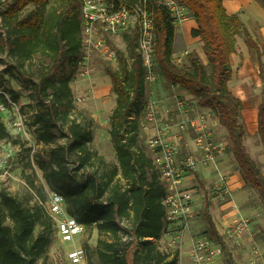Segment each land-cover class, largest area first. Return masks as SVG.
I'll list each match as a JSON object with an SVG mask.
<instances>
[{"label":"trees","instance_id":"trees-1","mask_svg":"<svg viewBox=\"0 0 264 264\" xmlns=\"http://www.w3.org/2000/svg\"><path fill=\"white\" fill-rule=\"evenodd\" d=\"M130 4L142 2L156 24V62L166 93L178 85L194 97L198 105L210 109L229 134L231 148L244 182L257 190L264 201V172L245 145L246 129L241 123L243 103L229 89L233 78L231 56L237 53L238 38L255 51L264 82L262 37H255L238 15H229L223 0H175L194 18V38L203 42L206 65L197 52L188 54V65L173 58L176 20L167 0H105ZM264 3V0H260ZM0 0V55L5 57L6 73L30 90L35 102L32 126L37 145L49 146L59 139L65 144L49 150L38 159L45 187L64 196L68 213L86 227H95L100 239L93 248L83 247L87 264H175L179 252H167L161 239L175 223L166 220L163 204L166 190L155 170L151 152L141 147L140 117L149 98L142 60L138 54V34H125L129 55L119 51V69L106 67L116 95L110 115V136L118 164L110 165L90 148L92 135L74 118L72 82L82 59L81 0ZM36 9L25 13L29 6ZM4 60L0 59V63ZM6 93V92H5ZM14 102L20 95L10 90ZM7 94V93H6ZM1 97V96H0ZM3 100L6 98L2 95ZM26 126L29 115L22 109ZM258 135L264 148V86L258 114ZM11 136L0 120V141ZM126 181L123 185L117 177ZM30 191L37 203L28 207L13 194L0 192V264H38L46 256L56 228L36 196L46 200L43 187L34 179ZM209 239L223 243L212 216L206 215ZM43 230L36 233V228ZM173 227V228H171ZM205 234V235H207Z\"/></svg>","mask_w":264,"mask_h":264},{"label":"built area","instance_id":"built-area-1","mask_svg":"<svg viewBox=\"0 0 264 264\" xmlns=\"http://www.w3.org/2000/svg\"><path fill=\"white\" fill-rule=\"evenodd\" d=\"M82 20V59L76 79H90L93 74V65L96 59L113 65L119 62V51L112 41L122 40L125 34L137 31L138 54L142 60L145 83L149 90V98L144 112L140 117V126L143 132L151 137L147 147L152 154L155 170L160 175L166 190L164 206L166 220L178 224L174 229V242L181 241L189 231L196 211L195 200L191 188L184 185L185 178L200 167H212L218 174L214 191L220 196L233 197L228 174L221 172V158L227 152L228 145L220 140L213 130L210 118L213 112L198 105L191 95L187 97L176 85L173 94L159 96L157 85L160 80L158 64L156 62V24L153 14L148 11L142 2L130 4L105 0H81ZM166 6L177 22L185 19L184 8L175 0H167ZM6 103L0 102V112L11 109L16 115L15 125L25 129L26 120L22 115L21 106L14 102L5 92ZM169 103L175 105V112L179 120L175 123L163 122L164 112L169 114ZM175 128L177 132H175ZM189 142L193 150H189ZM37 144V143H36ZM185 146L187 147L185 149ZM15 147L11 142L4 141L3 151L5 160L0 164V179L6 183L15 181L11 171ZM190 151V152H189ZM46 200L36 196V201L45 208L47 214L53 219L57 238L63 245L70 244L72 248L65 252L66 264H86L87 254L81 245L87 227L74 219L67 210L64 196L45 187ZM226 234L237 242L252 237L253 228L251 220L239 218L234 220L226 230ZM258 249H254L257 255ZM225 250L222 243L212 239L198 237L193 240L191 259L193 264H207L215 259L222 258ZM175 264H183L178 261Z\"/></svg>","mask_w":264,"mask_h":264},{"label":"rangeland","instance_id":"rangeland-1","mask_svg":"<svg viewBox=\"0 0 264 264\" xmlns=\"http://www.w3.org/2000/svg\"><path fill=\"white\" fill-rule=\"evenodd\" d=\"M55 3L56 0H50L45 10H50V8L55 5ZM35 9L36 7L31 5L26 9L25 13L27 14ZM240 16L241 19L244 18L243 23L245 22L244 24L249 29V31L254 34L255 37H258L257 32L259 30V26L255 23L254 19L250 15L246 14V11H244ZM180 23L181 22H177L176 25ZM112 43L118 50L122 51L126 55H129L128 43L124 38L119 41H112ZM242 49H245L246 51L248 49L244 42V37L238 38L237 44L238 51L236 54L241 56V58L243 55ZM248 51L250 54H253V51L249 49ZM233 58L234 68L236 69L237 66L241 68V61L236 57ZM0 59L4 60L3 63H0V92H6L10 98L12 96L10 90H14L16 93H18L20 95V100L17 103L20 104L21 111L23 109V112L28 114L30 117L28 118L27 122L28 128H26L24 131V128L20 129V127L15 125L17 118L11 109L5 113L0 112V120L5 124L12 138L9 142H11L15 147L13 152L15 158L13 160H8L10 162H7L9 165H12L11 171L15 177V181H11L7 187L3 185L4 183L0 184V192L2 190H6L7 192L22 200L26 206L34 207L37 203L34 200L32 192L30 191V181L34 179L35 185L39 190H41L43 187L45 188L43 172L37 167L38 159H46L47 153L50 149L56 147L57 145L65 144L67 140L61 138L49 146L36 144L37 131L36 128L32 126V120L35 116L36 106L34 107L35 102H33L30 98V90L25 89L19 83V81L10 77V75L6 73L7 66L5 64V57L0 55ZM206 60H208V58ZM175 62L177 61L175 60ZM177 64L180 66L188 65V57L183 59L180 63L177 62ZM107 66V63L98 58L96 59L93 66L94 70L90 79L82 78L72 82L71 86L75 100V110L73 115L74 118L78 120V122L84 124L86 127V132L92 135V142L90 144L91 150L97 152L99 156H102L106 160L107 163H109L111 166H114L118 164V161L114 144L110 136L109 119L114 108L116 107L117 101L116 95L112 91V80L106 74ZM112 66L115 69H119V62L113 64ZM236 83L237 82L235 81V85L233 86L234 89L233 91L231 90L235 96L237 92ZM162 89H164V81L161 79L159 87L160 93H162ZM186 96L189 97L190 95ZM0 102L6 103L5 100H3L2 95L0 97ZM213 118L216 121H219L218 117L214 115V113ZM245 129V145L247 147V151L251 157L262 167V171L264 172V148L260 141V137L256 131L248 132V128L245 127ZM215 134L220 138V140L223 141V138H225L228 141V148L232 147L228 131L221 123L218 126V131H215ZM151 135L152 132L149 134L142 132L141 147L148 150L147 141ZM3 143V141H0V164L2 163L1 161L5 160L6 157L3 151ZM188 143L190 144L189 141ZM150 155L152 157V154ZM231 158H233V163L231 166L233 168L232 171L235 175L241 174L238 164L236 160H234V155L233 157L231 156ZM211 171L213 172L211 169H205L206 175H200V178L191 177L190 175L189 177L185 178H188L187 186L192 188L194 191L193 196L196 204V211L194 214L195 217L192 220V229L194 230L195 234L193 240L204 236L209 238L207 234L208 225L206 222V215L211 214L212 212L216 216L222 214L221 212L223 210V206L232 201V198L220 196L214 191V187L218 179H214V174H211ZM117 180H120L123 185L126 184V181L122 180L120 176L117 177ZM239 188L237 190H240ZM242 190L245 191L246 194L245 202L243 204L247 206L250 204V206L255 205L256 210L255 212H252V214L255 213V220L259 219L257 226L259 227L260 232L264 234V201L261 197V194L252 187L247 186L246 183ZM41 230H43V228L38 226L36 228V233H39ZM220 234L223 236L222 244L225 250L224 256L222 258L226 264H264V253L261 254L259 252V255H255L254 249H256L257 246H252L248 239L237 242L235 239L229 237L226 233H222L220 231ZM99 239L100 235L98 230L95 227H87L86 235L81 239V245H84L86 242H88L90 246L95 248L98 245ZM165 246L167 247L166 244H161L162 249L167 251ZM71 248L72 246L70 244L63 245L57 238L55 232L46 256L40 259L38 264H66L64 259L65 252ZM167 252H169V250ZM87 263L88 262H86V264Z\"/></svg>","mask_w":264,"mask_h":264},{"label":"crops","instance_id":"crops-1","mask_svg":"<svg viewBox=\"0 0 264 264\" xmlns=\"http://www.w3.org/2000/svg\"><path fill=\"white\" fill-rule=\"evenodd\" d=\"M223 4L228 12L229 15H240L246 11V14L250 15L255 23L259 26V31L262 37V41L260 42V48L262 54L264 53V3L260 0H223ZM185 11V19L175 28V38H174V45H173V58L178 63H180L183 59L188 57V54L192 52H197L201 57L202 61L205 64H208V60L206 54L203 50V42L200 38H194L192 36V30L197 28L196 21L193 17H191L186 9ZM244 19V18H243ZM241 19L242 21H244ZM245 23V22H244ZM248 48V47H247ZM250 50V49H249ZM238 51V50H237ZM252 51V50H251ZM250 54V52L242 49V58L237 54H233L231 56V64L233 68V78L229 82V89L233 91V86L236 83V96L240 99L243 103V111L241 122L242 124L248 128V132L256 131L258 133V114H259V107L262 103L263 99V86L264 82L261 77L260 73V63L257 57V54L254 53ZM233 57L238 58L241 63L242 67L239 66L234 68L233 64ZM176 62V63H177ZM263 63H264V56H263ZM95 64V63H94ZM94 66V65H93ZM94 68V67H93ZM94 70V69H93ZM179 91L184 95H190L186 90L179 88ZM163 93H166L165 90L162 89ZM162 96H164L162 94ZM169 114L164 112L163 115V122L167 123H175L179 120V115L175 112V105L173 103H169ZM210 122L212 123V127L214 131H218V126L220 125L219 121H216L212 117L210 118ZM257 123V125H256ZM175 132L177 129L175 128ZM143 132V130H142ZM217 136V135H216ZM218 137V136H217ZM219 138V137H218ZM220 139V138H219ZM225 141L226 139L223 138ZM4 142V141H3ZM227 142V143H226ZM226 144H229L228 141H225ZM187 147L185 146V149ZM190 151L193 150V144L190 142L189 144ZM189 151V152H190ZM233 153L230 151V148L227 149V152L221 158V172H225L228 174V178L230 180L231 188L233 190V197L232 201L225 204L223 206L222 214L216 216L213 212L210 214L212 219L218 229V231L222 233H226L227 228L230 224L239 218H248L251 219V224L253 228V235L250 238H247L248 241L252 244V246H257L258 252L261 254L264 253V234L260 232L259 227L257 226V222L259 219L255 220V212L256 207L255 205H244L245 202V191L242 188L245 186V182L241 174L235 175L232 171V163H233ZM235 160V157H234ZM2 162V161H1ZM205 169H211L214 174V179H218V175L216 171L212 167H200L199 170L195 171L194 173L189 174L191 177H199L205 173ZM193 174V175H192ZM210 174V175H211ZM189 175L187 177H189ZM212 176V175H211ZM200 178V177H199ZM4 183V184H3ZM188 178L185 179L184 185L187 188ZM0 184L4 186H8L9 184L4 182L0 179ZM240 190H237L238 188ZM192 189V188H191ZM193 222L191 223L189 231H187L181 239V241L174 242V229L170 230L168 234H166L162 240L161 244L167 245V251L170 252L178 251L179 252V261L183 264H193L191 259V249L193 245V238L195 236L194 230L192 229ZM178 224H174L173 227H177ZM171 227V228H173ZM222 235V234H221ZM246 239V240H247ZM256 248V249H257ZM259 255V253L257 254ZM207 264H226L223 258L215 259Z\"/></svg>","mask_w":264,"mask_h":264}]
</instances>
